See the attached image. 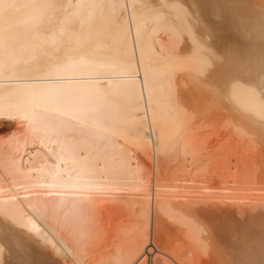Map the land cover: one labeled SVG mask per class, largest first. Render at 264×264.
Masks as SVG:
<instances>
[{
  "label": "bare ground",
  "instance_id": "6f19581e",
  "mask_svg": "<svg viewBox=\"0 0 264 264\" xmlns=\"http://www.w3.org/2000/svg\"><path fill=\"white\" fill-rule=\"evenodd\" d=\"M251 132L264 142V0H0V264L203 261L225 237L209 218L264 206ZM106 214L127 216L105 236ZM166 220L183 242L158 258ZM255 249L228 258L264 264Z\"/></svg>",
  "mask_w": 264,
  "mask_h": 264
},
{
  "label": "rangeland",
  "instance_id": "374dc122",
  "mask_svg": "<svg viewBox=\"0 0 264 264\" xmlns=\"http://www.w3.org/2000/svg\"><path fill=\"white\" fill-rule=\"evenodd\" d=\"M223 121H224V120H223ZM223 121H222V123L224 124ZM225 124H226V122H225ZM220 128H221V125L218 127L217 133H219L218 131H222V132H220V135L222 136V134L225 133L226 130L223 129V128H221V129H220ZM219 129H220V130H219ZM224 130H225V131H224ZM210 133H211V135H210ZM210 133H209V135L207 134V135H208L207 137H209V136H210L211 138H212V137H213V138L216 137V136L214 135V133H216V132H214L213 134H212V132H210ZM248 134H250V133H248ZM248 134H246V136H247V137L254 136V137H252L253 139H252V138H247V137L244 136V135H243V136H244L243 138H244L245 140H244L243 138H241L242 136H239V138H241V140L244 141V143L246 144V146H251V143H252V145H253V143H254V146H255V147L252 146V148H251L252 150H250V147H249V150L252 152V154H253V150H254V149L256 150L255 153H257V149H258L259 147H260V148L262 147V148H261L262 150H261V151L259 150L258 152H261V153L259 154V159H260L259 161H260V163H261V167L264 169V164H263V163H264V148H263V147H264V144H263L264 142H263V141L261 142V139H258V138H260V137H259L256 133H252V132H251L250 136H249ZM213 135H214V136H213ZM217 135L219 136V134H217ZM221 136L217 137V139L215 138L217 141H216V140H213V139H211V138H210V139L208 138V139H209L208 141H209V142H212V141L215 142V141H216V142H218V144H222L223 142L225 143V142L229 139V137H228L226 134H225V137H224V134H223V137L226 138V140H225L223 137H221ZM256 137H257V142H256V140H255ZM218 138H219V139L221 138V139L219 140ZM246 138L252 140V141L249 140V141L251 142L250 145H247V143H248L247 141H248V140H246ZM222 139H224V140H222ZM210 140H211V141H210ZM253 140H254V142H253ZM258 140H259V141H258ZM219 141H220V143H219ZM245 141H246L247 143H246ZM258 142H259V145H260V144H262V145H260V146L257 145V146H256V144H258ZM224 143H223V144H224ZM226 143H227V142H226ZM255 143H256V144H255ZM223 144H222V146H223ZM224 145H225V144H224ZM225 146H226V145H225ZM225 146H224V147H225ZM233 146H234V145H233ZM222 148H223V147H222ZM225 148L230 150V147L227 148V146H226ZM233 149H234V148H233ZM231 151H233V150H232V147H231ZM231 151H228V152H227V150L224 149V152H223V150H222V152H223L224 154H225V152H227L228 155L231 154V156H232V152H231ZM227 153H226L225 155H223L224 158H227V157H226ZM228 155H227V156H228ZM261 157H262V158H261ZM227 159H228V158H227ZM262 160H263V161H262ZM262 165H263V166H262ZM255 187H257V186H254V188H255ZM258 188H260V187L258 186ZM261 188H262V187H261ZM263 188H264V186H263ZM255 189H256V188H255ZM253 192H254V191H252L251 193L248 192V194H249V198H251L252 196H255ZM255 193L257 194V192H255ZM251 194H252V195H251ZM260 194H261V193H258V196H259ZM250 196H251V197H250ZM256 196H257V195H256ZM258 196H257V197H258ZM257 197H252V199H250V201H251V200H254V198H257ZM259 197H260V196H259ZM246 202H247V203H246ZM246 202H245L246 204H249V205H247V206H250V207H252V208L256 206V205H254V202L256 203V201H251V202L246 201ZM252 202H253V203H252ZM239 203H241V202H239ZM243 203H244V202H243ZM245 203H244V204H245ZM257 203H258V205H260V204L263 205L264 202H263V203H262V202H261V203H260V202H257ZM259 203H260V204H259ZM229 204H230L231 207H229ZM229 204H228V207L231 208L230 211H232V212L229 211V212H230V213H229V212L227 211L228 214H227V213H219V214H218L219 216H215V218H219V217H220L219 219H224V220H222V221L224 222V221H226V219H227V217H226V215H227L228 217H230V218H228V221H232V223H233V221H234L235 225L232 224V223H230V222H228V221H226V222H228V224H229V225H228V228H227V226H226L227 223L225 224V222H224V224H225V226H226V230L229 231V233H228L229 235H228L227 233H225V232H227V231H224V229L217 228V227H219V226L222 225V221H220V222H221V225H219V223H220V222H219V219H218V220L216 219L217 222H215V220H214L215 218L213 217L212 222H211V220H210L211 218L208 219V221H210V223L207 222V223L210 225V227H211L212 225L214 226V227H213V226L211 227V232H214V233H212L213 235L216 234L215 237L218 236V235L220 236L221 234H223V235L226 237V238H225V237H222V236H221V237H222V240H223V244H221L222 242H221V243H218V244H221V245L223 246V245L226 243V245L224 246V248H223L221 245L218 246V247H216V246L218 245V244H216V242H218L219 237H218V239H217V237H216V240H217V241L215 240V241L213 242V240H214L213 237H214V236L212 235V236H213V237H212V239H213V240H212V243H215L216 246H214V247H215V248H214V247H213L214 244H213V245L210 244V245H212V247H210L209 249H208V247H209L210 245H208V246H207V245H204L203 248H205V249H203V248H199V251H200V252H199V255L201 254L200 257L202 258V259L200 258V260H203V261H199V262H198L199 264H200V262H201V264H223V263H221V262L223 261L222 259H224L225 264H236V262H238L237 260H239V259H237V260L235 259V260H236V261H235L234 259L231 260V259H229L228 257L231 256V258H232V257H233V258H236L235 256L237 255L236 253L238 252L237 250L240 251L241 249H243V250H246V251L248 250V251H249V250H251V249L253 250V247H254V249H255L256 246L252 245L251 243H250V245L253 246V247L251 246V249H246V248H247V245L244 244V243H245V239H246L247 237L249 238L250 236H251V237H255V240H256V236H259V235H260V237H257V240H256L257 242L255 241L256 243H258V244H256V245H257V247H258V246H259V247H263V246H264V245H263L264 243H261L262 241L264 242V237H263V236H264V211H262V209H264V208H263L264 206L262 207V206L260 205L261 208H262V209H261L262 212H261V211H257L258 207H257V209H256V207L253 208V210H256V213H255V212H252L253 210L250 211V210H251L250 207H247V208H246V204H245V205H244V204H241V207H243V208L241 209V211L244 210L243 212H245V213H243V212H241V211H240V212L237 211L238 209L240 210L239 204H237V205H235L236 203H229ZM231 204H232V205H231ZM233 205H234V206H233ZM243 205L245 206L246 209H244V206H243ZM258 205H257V206H258ZM225 206H226V207H225ZM225 206H224L223 208H227V204H226ZM260 206H259V209H260ZM234 207H236V208H238V209H236V208L234 209ZM223 208H222V209H223ZM248 208L250 209L249 211H248ZM226 210H229V209H226ZM234 210H236V211L238 212V213H237V216H236V212H234ZM245 210H247V211H245ZM223 211H225V209H224ZM247 212H249V213L246 214ZM231 213H232L233 215H235V216H233ZM234 213H235V214H234ZM260 213H261V214H260ZM222 214H223V216H222ZM224 214H225V215H224ZM229 214H231V216H230ZM240 214H241V215H240ZM243 214H244V216H243ZM262 214H263V215H262ZM123 216H124V220H125L127 215H126V214H123ZM123 216H119V215H117V214H106V215L104 216V218H103V221L100 222V230H101V231L104 233V235L106 236V234H107V225H109L110 222H112V223H118V222L121 220V218H122ZM232 216H233V217H232ZM223 217H224V218H223ZM256 217H257V218H256ZM225 218H226V219H225ZM231 218H233V219H231ZM229 219H230V220H229ZM254 219H255V220H254ZM261 219H262V220H261ZM213 220H214V221H213ZM257 220H258V221H257ZM251 221H252V222H251ZM167 222H168L167 220L164 222L165 228L163 227V229L161 230V231H163V230H165V231H163V232L160 231V233L158 234L159 237H157V238H161V237L163 236L162 238L167 239V237H169L168 239H170V241L168 242V240H166V241L168 242V244H166L167 242L164 241L165 239H162V238H161L162 240H160L159 242H160L161 244L163 243V244L161 245V246H163V247L160 248V249H162V250H163V248H165L166 245H170V247L167 246V248H165L164 251H162L161 255H160V253L157 254L158 256L160 255L159 257L156 256V257H158V258H162V257H163L164 255H166V254H170V255H171L170 252H165V250H167L168 248H171V245H172V243L174 244L173 241H174L175 239H176L178 242L181 243V244L179 243L180 245L178 244L177 241H176V243H175V244H177V246H178V250H179V248H180L179 246H182V242H183L182 239L179 238V240H178V239L176 238V237H178V234H179V237L182 236V238H183L182 232L178 229L179 227H178L177 225L174 226V224L171 223V222H170L171 224H170L169 222H168V223H167ZM244 222H245V223H244ZM211 223H212V224H211ZM214 223H218V224H217L218 226L215 227V224H214ZM253 223H254L255 225H254ZM259 223H260V224H259ZM162 224H163V223H162ZM172 224H173V226H172ZM224 224H223V227H224ZM231 224H232V226H230ZM229 226H230V227H229ZM245 226H246V227H245ZM171 227H172V228H171ZM233 227H234V228H233ZM249 227H250V228H249ZM257 227H258V228H257ZM161 228H162V226H161ZM173 228H174V229H173ZM244 228H245V229H244ZM251 228L253 229V231L250 230ZM214 229H215V230H214ZM246 229H247V230H246ZM220 230H222L227 236H226L224 233H222V232H221V234H219V233H220ZM259 230H260V232H259ZM217 231H218L219 233H217ZM243 231H244V232H243ZM170 232H171V233H170ZM175 232H176V233H175ZM179 232H180V233H179ZM236 232L238 233L237 236H236V234H235ZM246 232H247V234H246ZM251 232H252L254 235H253ZM166 233H167V234H166ZM230 233H231V234H230ZM160 234L162 235L161 237H160ZM180 234H181V236H180ZM217 234H218V235H217ZM167 235H168V236H167ZM238 235H239V236H238ZM228 236H230V238H228ZM233 236H234V237H233ZM245 236H246V237H245ZM261 236H262V239H263L262 241L259 240V238L261 239ZM215 237H214V238H215ZM221 237H220L219 242L222 241V240H221ZM251 237H250V238H251ZM96 238H97V237H96ZM100 238H101V237H100ZM174 238H175V239H174ZM223 238H225V240H227V241H228V240H230V241H229V242H227V241L224 242V239H223ZM227 238H228V239H227ZM235 238H236V239H235ZM92 239H93V240H99V237H98L97 239H95V236H94V237H92ZM92 239L89 240L90 242H88V247H87L88 250H87V252L85 253V255H86V256L88 255V256L85 257V255H84V257H83V259H85V258L87 259V258H88V259H87V261L89 260L88 263L91 261V258H89V257H92L93 249H94V251H96V250H97L96 246H98L99 244H100V246H101V243H100L101 241H98L99 243H98L97 241H94V242H97V243H98V244L96 243L97 245H95V243H91V242H93ZM171 239H172V240H171ZM231 239H232V240H231ZM91 240H92V241H91ZM100 240H101V239H100ZM156 240H157V239H156ZM158 240H159V239H158ZM158 240H157V241H158ZM258 240H259V241H258ZM260 241H261V242H260ZM159 242H158L157 244L160 246V243H159ZM165 242H166V243H165ZM170 242H171V243H170ZM231 242H232V244H231ZM238 242H239V243H238ZM253 243H254V242H253ZM259 243H260L262 246H261ZM175 244H174V246L170 249V250L174 249V250H173L174 252H175V248H174V247H176ZM227 244H228V245H227ZM254 244H255V243H254ZM89 246H90V247H89ZM94 246H95V247H94ZM100 246H98V248H100ZM205 246H207V248H206ZM234 246H235V247H234ZM241 246H242V247H241ZM244 246H245V249H244ZM92 247H93V248H92ZM220 247H221V248H220ZM225 247H226V248H225ZM238 247H239V248H238ZM259 247L257 248V249H259L258 252L260 253V249H261V253H262V250H264V249L259 248ZM89 248H91L92 251L89 250ZM95 248H96V250H95ZM176 248H177V247H176ZM216 248H217V249H216ZM222 248H223V249H222ZM233 248H234V249H233ZM236 248H237V250H236ZM248 248H249V246H248ZM224 249H225V250H224ZM229 249H231V250H229ZM257 249H255V250H257ZM168 250H169V249H168ZM168 250H167V251H168ZM170 250H169V251H170ZM208 250H209V251H208ZM218 250H220V251H218ZM223 250H224V251H223ZM234 250H235V251H234ZM49 251H50V250H49ZM206 251L208 252V255H207V252H206ZM222 251H223V252H222ZM236 251H237V252H236ZM248 251H247V253H248ZM50 252H51V251H50ZM88 252H90V253L88 254ZM164 252H165V253H164ZM202 252H203V253H202ZM225 252H227V255H226ZM244 252H245V251H244ZM251 252H252V253H251ZM107 253H108V252H105V253H103V255H105V254H107ZM186 253L189 254L190 252L188 253V251H187ZM209 253H211V254H209ZM224 253H225V254H224ZM231 253H232V254H231ZM245 253H246V252H245ZM245 253H244V254H245ZM247 253H246V254H247ZM254 253H256V251H249V254H254ZM261 253H260V254H261ZM163 254H164V255H163ZM234 254H235V255H234ZM246 254H245V256H246ZM262 254L264 255V253H262ZM262 254H261V255H262ZM90 255H91V256H90ZM224 255L227 256V257H225ZM233 255H234V256H233ZM161 256H162V257H161ZM189 256H190V254H189ZM189 256H188V257H189ZM202 256H203L204 258H203ZM209 256H210V257H209ZM211 256H212V257H211ZM218 256H219V257H218ZM190 257H193V256H190ZM222 257H223V258H222ZM206 258H207V259H206ZM220 258H222V259H221L222 261L220 260ZM189 259H192V260H193V258H189ZM189 259L187 260L186 258H184V262H186V260H187V262L189 261L188 264H192V262H190L191 260H189ZM226 259H227V260L229 259V260L227 261ZM242 259H243V261H250V260H251V259H248L247 257H244V258L242 257V258H240L239 261L242 262ZM263 259H264V258H263ZM204 260H205V261H204ZM230 260H231V261H230ZM84 261L87 262L86 260H84ZM224 261H223V262H224ZM229 261H230V262H229ZM202 262H203V263H202ZM231 262H232V263H231ZM198 263H195V264H198ZM238 263H239V262H238ZM244 263H245V262H244ZM83 264H85V263H83ZM86 264H87V263H86ZM184 264H187V263H184ZM241 264H242V263H241Z\"/></svg>",
  "mask_w": 264,
  "mask_h": 264
}]
</instances>
